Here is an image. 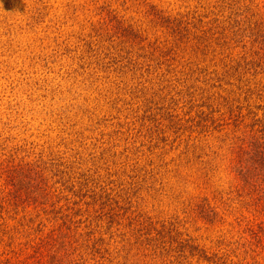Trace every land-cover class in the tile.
<instances>
[{"label": "rangeland", "instance_id": "rangeland-1", "mask_svg": "<svg viewBox=\"0 0 264 264\" xmlns=\"http://www.w3.org/2000/svg\"><path fill=\"white\" fill-rule=\"evenodd\" d=\"M263 30L264 0H0V264H264Z\"/></svg>", "mask_w": 264, "mask_h": 264}, {"label": "trees", "instance_id": "trees-1", "mask_svg": "<svg viewBox=\"0 0 264 264\" xmlns=\"http://www.w3.org/2000/svg\"><path fill=\"white\" fill-rule=\"evenodd\" d=\"M257 34L264 37V33ZM248 145L250 147L244 149L236 160L235 168L240 179L251 189L252 192L250 194H252V197L254 196L253 200L255 201V205L256 207H260L259 213L264 216V141L252 137V140L248 141ZM163 238L164 236L160 240L152 239L156 241L155 246L158 249L159 258L165 260L162 263L170 264L174 262H168L170 255L175 256V260L178 262L174 264H191L188 259L189 256L194 257L196 255L199 258L211 259L202 249L191 243L190 240L183 239L179 241L173 239L172 236L168 237L170 240ZM154 252L156 253V251ZM172 252L176 254H171ZM212 261L216 262L217 260L212 258Z\"/></svg>", "mask_w": 264, "mask_h": 264}]
</instances>
